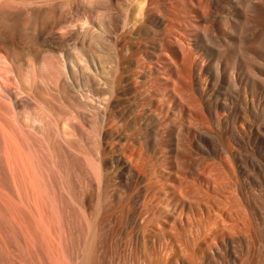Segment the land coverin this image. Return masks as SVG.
<instances>
[{
  "label": "bare ground",
  "instance_id": "1",
  "mask_svg": "<svg viewBox=\"0 0 264 264\" xmlns=\"http://www.w3.org/2000/svg\"><path fill=\"white\" fill-rule=\"evenodd\" d=\"M161 1L54 0L55 16L43 0H0V158L36 211L46 210L41 200L47 184L65 188V147L98 171L96 157L73 141L84 145L86 136L111 132L117 102L136 83L126 63L137 52L132 44L141 32L152 31L157 40L158 46L151 44L158 49L151 50L152 68L168 91L160 105L190 114L196 145L212 134L233 141L246 131L263 135L264 0H168L170 13ZM178 5L181 24L172 13ZM41 88L58 96L59 108L41 97ZM98 117L102 122L96 125ZM220 148L235 159L232 147L221 141Z\"/></svg>",
  "mask_w": 264,
  "mask_h": 264
},
{
  "label": "rangeland",
  "instance_id": "2",
  "mask_svg": "<svg viewBox=\"0 0 264 264\" xmlns=\"http://www.w3.org/2000/svg\"><path fill=\"white\" fill-rule=\"evenodd\" d=\"M43 1L57 16L54 0ZM167 2L161 1L162 10H170ZM177 7L176 24L182 21ZM20 20L26 24L27 16ZM148 32L132 44L137 52L126 64L138 79L117 102L111 132L87 133L84 145L73 141L96 157L95 174L65 147V188L46 183L47 196L40 199L46 210L38 212L0 158V264H264V131H246L234 141L212 134L196 145L190 114L160 105L168 91L152 68L158 49ZM40 93L57 106L52 90ZM101 122L98 117L94 124ZM221 141L235 159L225 157Z\"/></svg>",
  "mask_w": 264,
  "mask_h": 264
}]
</instances>
